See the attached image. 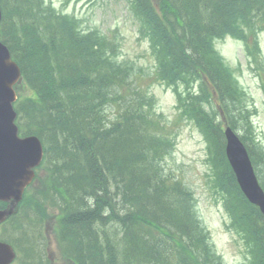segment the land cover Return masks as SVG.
Returning <instances> with one entry per match:
<instances>
[{"label": "trees", "instance_id": "16d2710c", "mask_svg": "<svg viewBox=\"0 0 264 264\" xmlns=\"http://www.w3.org/2000/svg\"><path fill=\"white\" fill-rule=\"evenodd\" d=\"M169 2L183 18L184 27L174 22L170 13L173 10L167 12L171 28L168 44L157 50L161 57L158 73L163 71L173 83L183 80L185 74L196 75L216 90L214 95L225 107L221 111L228 124L241 129L235 113H243L244 94L232 81L228 88L219 91V81L211 74V67L201 65L200 60L212 62V52L206 51L214 38L228 32L238 35L239 30L235 32L234 27L239 18L250 32L264 30V0ZM0 3L4 16L0 37L23 77L16 111L32 133L42 132L48 139H56L58 145L67 142L69 151L78 159L74 162L77 170L64 168L56 174L55 184L57 189H65L68 196V200L62 198L67 203L65 210L62 208L64 235L80 255V263L183 264L189 255L184 247L177 251L178 263L166 261V254H173L166 237L174 229L192 245L201 239L200 230L184 191L176 182L165 183L155 165V156L166 154L170 142L156 131L153 102L145 101L142 89L135 90L125 105L139 103L136 110L126 108L108 130H103L98 122L99 109L129 82L128 70L118 61L116 41H105L96 32L85 33L69 18L44 7L42 0ZM144 3L145 0L131 2L140 10L150 9ZM26 91L31 93L21 101V94ZM254 148L250 152L253 162L264 164V152ZM59 154V159L65 161L67 153L59 150ZM221 161L225 163L223 158ZM223 176L232 179L227 168ZM36 209L39 217L26 212L11 221V226L16 223L25 233L15 241L28 244L32 258L38 253L29 244L32 234L28 235V231L33 233L42 218V210ZM248 209L242 205L239 213ZM255 237L260 249L257 264H264L263 220ZM104 254L108 257L103 258Z\"/></svg>", "mask_w": 264, "mask_h": 264}, {"label": "rangeland", "instance_id": "374dc122", "mask_svg": "<svg viewBox=\"0 0 264 264\" xmlns=\"http://www.w3.org/2000/svg\"><path fill=\"white\" fill-rule=\"evenodd\" d=\"M50 1L59 9L60 3L63 0ZM70 1V4L66 5L64 11L74 13L80 20L84 21L83 25H85L88 17L95 24L102 23L103 28L109 31L114 30L115 27L118 28L122 58L133 62L135 71L143 70L144 74L140 73L138 76L145 77L151 83L150 89L157 99L159 112L165 116L163 118H166L169 123L175 120L174 95L170 90H166L161 85L152 83V60L149 56V51L146 50L147 46L143 42L138 41L136 26L132 24L125 5H120V3L116 2L119 0ZM259 43L264 58V34L259 36ZM217 49L231 67L235 69L237 66L240 67L242 70L239 74L240 84L247 91L250 99L252 98L251 100L254 101L256 108L262 109V93L259 88V81L246 68L241 45L231 39H226L217 44ZM260 109H258V113L253 118V121L256 134L264 145V116ZM110 115L113 118L114 112L111 111ZM175 148L173 156L167 158V166L193 190L197 199L199 215L211 233L212 242L217 252L224 257L226 264H242L243 251L234 241V237L224 228V225L228 223V218L224 214L220 202L211 193V184L205 176L209 172L207 164L204 163L205 147L201 136L192 125L183 124L180 127ZM62 150L67 153V157L65 161L60 159V165L64 166L67 171L77 170V165L74 162L78 161V159L67 148L60 149L61 154ZM86 170L88 173L89 168L87 167ZM58 173L61 174V170ZM28 212H34L39 217L37 209H30ZM11 227L13 232L10 229L11 232L9 233L13 238L19 239L21 234H25L21 233L22 230L16 223ZM32 232L28 231V235L32 234L30 235L31 237L39 238L36 230ZM48 243L51 246L50 238H48ZM22 244L25 247L28 245L26 243ZM33 261L35 259L28 260L29 263Z\"/></svg>", "mask_w": 264, "mask_h": 264}, {"label": "water", "instance_id": "95a60500", "mask_svg": "<svg viewBox=\"0 0 264 264\" xmlns=\"http://www.w3.org/2000/svg\"><path fill=\"white\" fill-rule=\"evenodd\" d=\"M17 77L18 69L8 62L7 53L0 46V199L19 195L22 184H20V180L26 176V161L33 158L35 146L31 141L29 144H23L27 140H17L15 128L12 126L13 112L10 104L14 100L12 85ZM225 135L227 139L226 153L242 190L264 211V199L261 194L255 195L258 187L244 150L232 133L227 131ZM11 171H18L21 174V179L16 181L11 175ZM3 215L4 213H0V218ZM2 255L7 256L8 254L2 252Z\"/></svg>", "mask_w": 264, "mask_h": 264}, {"label": "bare ground", "instance_id": "6f19581e", "mask_svg": "<svg viewBox=\"0 0 264 264\" xmlns=\"http://www.w3.org/2000/svg\"><path fill=\"white\" fill-rule=\"evenodd\" d=\"M10 229H11V224H10V227H9V232H11L10 231ZM13 232V231H12ZM12 237V236H11ZM13 238V237H12ZM31 238V241H29V244H31L32 246H33V249H35V247L39 244V238H33V237H30ZM14 239V238H13ZM33 239H35L34 241H33ZM15 240V239H14ZM33 243V244H32ZM19 245H20V247H21V249H22V251H23V253H24V256H25V259H26V261H27V263H29L28 262V260L29 259H31V260H33V259H37V257H35V258H32L31 257V253H29V250L27 249V247H25L22 243H19ZM37 252V251H36ZM38 256V255H37Z\"/></svg>", "mask_w": 264, "mask_h": 264}]
</instances>
